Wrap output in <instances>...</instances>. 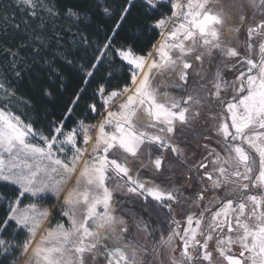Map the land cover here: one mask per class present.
Returning <instances> with one entry per match:
<instances>
[{
  "label": "rangeland",
  "instance_id": "1",
  "mask_svg": "<svg viewBox=\"0 0 264 264\" xmlns=\"http://www.w3.org/2000/svg\"><path fill=\"white\" fill-rule=\"evenodd\" d=\"M13 1L32 14L43 7L41 0ZM143 1L153 8L167 2ZM243 3L171 0L176 24L167 17L156 24L159 40L146 59L129 49L118 51L133 66L131 86L101 91L104 109L96 123L81 122L71 131L60 126L52 138L36 133L13 113L14 94L0 69V181L21 193L10 208L8 222L14 228L8 236H13L0 237V257L8 264L175 263L173 242L180 240L181 212L172 221L167 263L160 239L148 238L143 230L149 223L138 219L134 207L144 208L138 212L145 211L148 221L154 207L163 223V211L171 213L166 202L175 209L186 179L196 172L193 132H219L201 126L200 118L209 123L212 105L230 98L218 94L232 78L230 68L237 66L230 50L242 49L238 8ZM163 46L168 51L159 61ZM147 59L148 69L143 67ZM214 60L221 64L213 74ZM201 104L205 116L198 112ZM157 227L154 234H161ZM18 233L21 249L13 241ZM196 234L187 230L185 235ZM138 240L153 250L135 253Z\"/></svg>",
  "mask_w": 264,
  "mask_h": 264
},
{
  "label": "trees",
  "instance_id": "2",
  "mask_svg": "<svg viewBox=\"0 0 264 264\" xmlns=\"http://www.w3.org/2000/svg\"><path fill=\"white\" fill-rule=\"evenodd\" d=\"M36 14L13 0H0V69L14 94L12 109L23 122L46 138L60 126L73 130L79 123H96L104 107L99 93L120 92L131 86L133 70L118 51L141 57L159 40L156 24L170 15L171 0L151 7L143 0H41ZM17 187L0 181V237L14 225L10 208L20 197ZM137 209V217L140 218ZM173 208L159 223L155 208L150 224L172 226ZM145 215V211H144ZM161 215V214H160ZM18 233L14 237L21 249ZM20 250L17 256H19ZM0 257V264H8Z\"/></svg>",
  "mask_w": 264,
  "mask_h": 264
},
{
  "label": "flooded vegetation",
  "instance_id": "3",
  "mask_svg": "<svg viewBox=\"0 0 264 264\" xmlns=\"http://www.w3.org/2000/svg\"><path fill=\"white\" fill-rule=\"evenodd\" d=\"M240 10L242 49L230 50L237 66L230 68L232 78L218 94L230 98L211 104L209 123L200 118L201 126L219 132H193L196 172L186 179L171 214L173 221L181 212L174 264H264V0H244ZM212 64L211 71L221 63ZM206 111L201 104L199 114ZM173 204L166 202L169 209ZM140 218L150 222L144 213ZM166 222L161 234H154L158 227L150 223L140 228L148 238L160 239L168 263L173 226ZM187 230L197 233L194 239L185 235ZM137 243L140 256L144 248L153 250L142 240Z\"/></svg>",
  "mask_w": 264,
  "mask_h": 264
},
{
  "label": "crops",
  "instance_id": "4",
  "mask_svg": "<svg viewBox=\"0 0 264 264\" xmlns=\"http://www.w3.org/2000/svg\"><path fill=\"white\" fill-rule=\"evenodd\" d=\"M216 17H218V16H216ZM215 22H216V21H215ZM213 26H214V27H217V24H216V23H213L211 27L213 28ZM167 51H168V50H166L165 46H163V47L160 48V51H159V53H160V57L158 56V57H159V58H158L159 61H161V59H162V57H163V54L166 53ZM140 58L146 59L145 57H140ZM167 58H168V57H167ZM147 61H148V59H147ZM150 65H151V62L148 61V62L145 63V65H144L143 67H145V68L147 67L146 69H148V67H150ZM152 66H153V64H152ZM130 67H131L132 70H133V66H130ZM160 67L163 68L164 66L161 65V66H159V68H160ZM159 68H158L157 70H159ZM143 69H144V68H143Z\"/></svg>",
  "mask_w": 264,
  "mask_h": 264
},
{
  "label": "built area",
  "instance_id": "5",
  "mask_svg": "<svg viewBox=\"0 0 264 264\" xmlns=\"http://www.w3.org/2000/svg\"><path fill=\"white\" fill-rule=\"evenodd\" d=\"M151 7H153L151 4H149ZM156 7V6H155ZM171 16V17H170ZM170 16L169 15H166L165 17H167V18H170V23H171V25H175L176 24V21H175V18L176 17H174V15H171L170 14ZM177 21H179V19H177Z\"/></svg>",
  "mask_w": 264,
  "mask_h": 264
},
{
  "label": "bare ground",
  "instance_id": "6",
  "mask_svg": "<svg viewBox=\"0 0 264 264\" xmlns=\"http://www.w3.org/2000/svg\"><path fill=\"white\" fill-rule=\"evenodd\" d=\"M154 48H155V47H154ZM153 50H154V49H153ZM153 50H152V51H153Z\"/></svg>",
  "mask_w": 264,
  "mask_h": 264
}]
</instances>
